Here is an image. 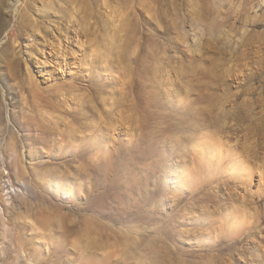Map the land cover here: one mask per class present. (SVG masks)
I'll use <instances>...</instances> for the list:
<instances>
[{"label":"rangeland","instance_id":"374dc122","mask_svg":"<svg viewBox=\"0 0 264 264\" xmlns=\"http://www.w3.org/2000/svg\"><path fill=\"white\" fill-rule=\"evenodd\" d=\"M213 131L264 163V0H0V264H224Z\"/></svg>","mask_w":264,"mask_h":264},{"label":"bare ground","instance_id":"6f19581e","mask_svg":"<svg viewBox=\"0 0 264 264\" xmlns=\"http://www.w3.org/2000/svg\"><path fill=\"white\" fill-rule=\"evenodd\" d=\"M216 132H212L208 150L210 184L215 191L211 201L216 203L219 188L223 197L220 207L232 230L222 240L216 235L223 245L221 249L217 247L224 252V264H234V261L264 264V163L260 164L247 151L239 150L225 140L226 136H218ZM254 182L256 191L252 187ZM219 227L214 230L218 231Z\"/></svg>","mask_w":264,"mask_h":264},{"label":"built area","instance_id":"2783aa9c","mask_svg":"<svg viewBox=\"0 0 264 264\" xmlns=\"http://www.w3.org/2000/svg\"><path fill=\"white\" fill-rule=\"evenodd\" d=\"M0 193L4 201L11 202L16 198L27 197L30 188L24 182L15 179L5 164L4 143L0 140Z\"/></svg>","mask_w":264,"mask_h":264}]
</instances>
